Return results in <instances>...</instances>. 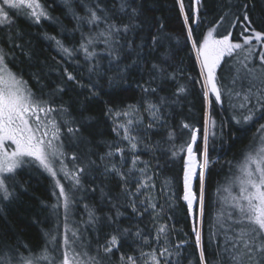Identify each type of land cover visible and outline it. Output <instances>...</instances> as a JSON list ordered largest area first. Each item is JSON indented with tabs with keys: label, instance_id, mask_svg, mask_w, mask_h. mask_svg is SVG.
<instances>
[{
	"label": "trees",
	"instance_id": "1",
	"mask_svg": "<svg viewBox=\"0 0 264 264\" xmlns=\"http://www.w3.org/2000/svg\"><path fill=\"white\" fill-rule=\"evenodd\" d=\"M39 3L47 13L39 22L22 10H7L11 23L0 25V48L7 53L9 69L26 82L38 99L54 108L68 110V117L62 115L60 122L66 133L63 152L71 170L77 165L85 168L81 185L74 187L76 194L69 199L73 218L79 225L70 222L49 173L37 162L25 163L6 181L13 195L5 200L0 194V264L37 255L46 249L48 241L53 245L48 248H55V240H61L66 228L72 240V231L80 228V224L88 225L90 253L100 264H122L121 256L135 257L137 264H145L150 258L141 257V253L150 252L159 256L161 264H201L194 224L202 234L207 264H228L227 258L222 260L218 255L225 239L218 217L223 220L221 214L231 210V201L227 199L230 194L224 189L239 175L238 166L245 155L261 147L264 107L257 103L256 95L247 102L244 100L247 81L232 83L235 54L225 56L217 69L221 101H216L214 96L206 99L196 52L213 28L216 38L230 33L233 42L243 43L245 12L252 23L244 35H252L253 28L264 32V0H200L199 3L183 0V10L180 0H39ZM122 3L124 11H121ZM89 9L97 10V15L108 23L130 25V30L113 33L111 37L100 36L101 32L107 33V24L103 19L89 23ZM89 38L92 43H88ZM56 41L70 52L65 53ZM81 45L93 55L89 56ZM253 45V56L247 63L258 68L264 47L256 40ZM249 47L252 46L245 45V49ZM246 55V50L241 51L240 59ZM69 73L75 81L67 79ZM61 88L63 91H59ZM145 88L156 91L145 92ZM97 92L98 96L94 94ZM149 103L160 105L158 115L162 119L153 121ZM242 104L246 106L240 107ZM108 109L113 113L134 114L114 117ZM249 109L254 110L255 117L244 122ZM209 113L216 121L215 127L207 123ZM65 118L72 120L71 126L80 128L75 137L67 131ZM128 119L133 120V135L139 138L135 152L130 150L128 141L113 131L117 124ZM206 127H209L212 163L205 172L202 217L200 171L196 175L193 190L197 200L192 217L183 199L186 148L195 134L193 150L201 158ZM116 147L125 149L123 161L119 154L110 158L105 155ZM181 147L185 150L181 151ZM73 154L77 157L75 161L71 159ZM134 156L139 161L129 173ZM112 165L127 175V190L125 181L116 173L105 171L106 166ZM139 169L145 171L141 173ZM144 180L149 186L137 192ZM66 189L71 188L65 182ZM236 192L233 187L231 194ZM133 202L136 211L131 207ZM90 210L99 218L95 224L89 222ZM117 211L121 215L117 216ZM162 226H166L164 233L159 232ZM124 229L129 231L124 233ZM111 235H118L119 246L105 254L103 247ZM164 249L168 252L160 256Z\"/></svg>",
	"mask_w": 264,
	"mask_h": 264
},
{
	"label": "snow or ice",
	"instance_id": "2",
	"mask_svg": "<svg viewBox=\"0 0 264 264\" xmlns=\"http://www.w3.org/2000/svg\"><path fill=\"white\" fill-rule=\"evenodd\" d=\"M200 0H197L199 3ZM6 6V7H5ZM99 7V6H98ZM7 9H28L25 15L35 18L36 22H39L42 16H46L47 13L43 6L39 3V0H0V25L10 24L11 20L8 15ZM183 0H180V9L183 10ZM124 4H121V11H124ZM89 23H99L102 19L107 24V33L101 32L100 36L107 35L111 37L113 33L119 34L121 32L127 33L130 30V25L117 26L115 23H108L106 19L97 15V10L89 9ZM133 15L137 14L135 8L132 9ZM188 17L185 16V21ZM223 18H221L222 20ZM244 20L247 21L246 27L242 30L243 43L233 42L230 38L231 34L223 36L222 38H216L214 36L215 29L209 30L206 38L202 44L197 48V55L201 65V75L203 76L204 96L209 98L214 96L216 101H221L222 89L218 84L217 69L220 67L221 62L225 56L234 57L236 65L235 76L232 79V83L236 84L237 81H247V94L244 95V100L247 102L253 95L257 96V103L261 104V100L264 99V53L259 55L261 61L260 66L249 67L247 61H250L255 46L253 40L261 42V46L264 47V32L256 31L254 28L251 29L252 35H244L250 29L251 21L249 20L247 13H244ZM192 29L188 28V34L191 36ZM51 39H55L51 37ZM108 43L109 41H105ZM57 46L61 47L65 53H69L70 50L63 48L60 41H56ZM88 43H92V38H89ZM156 43L155 38L153 44ZM195 46L196 42L193 41ZM245 45H251L245 49ZM86 53L88 48L85 45H81ZM129 47L131 44L129 43ZM247 51V55L240 59V52ZM89 56L93 53H88ZM111 55V53H110ZM7 53L4 49L0 48V194L2 198L7 200L13 193L9 191L8 184L6 183L10 174H14L18 168L23 164L29 162H38L39 166L42 167L49 175L53 178L54 187L59 189V196L63 197V206L65 210L69 207V197L65 191L64 185L58 178V173H63L65 179H70L74 186L81 185V174L85 172V168L79 165L76 166L74 171H69L63 164L62 159L65 157L63 152V142L60 140V126L59 122L54 116H51L54 112H59L65 117H68V110L60 107L59 109L54 108L48 104L47 101L38 99L34 93L31 92L25 85L22 78L18 77L15 73L7 68L6 65ZM157 68V65H153ZM162 71V69H161ZM67 79L75 81V77L70 73L67 74ZM83 87L84 85H80ZM255 89V91H253ZM63 91V89H59ZM145 92H155L156 89L145 88ZM184 91L183 88L180 89ZM99 95V93H94ZM231 91L229 95H231ZM237 95L240 93L237 92ZM163 101V98H161ZM209 105H211V99H208ZM242 104L240 107H245ZM131 107V106H130ZM160 105L148 104V110L152 115L153 121L162 119L159 114ZM109 114L114 117L126 116L131 117L134 113L129 111L114 112L112 109L107 110ZM138 111V109H136ZM42 114V115H41ZM255 117L253 109H249L248 113L243 117L244 122H251ZM69 125L67 131L76 136L80 132L79 127H73L72 120L65 118L63 121ZM238 124L241 120L236 121ZM209 127H215L216 121L208 115ZM133 120L128 119L126 123L117 124L113 129L122 140L128 141L129 148L135 152L138 148L139 138L133 135ZM149 125L148 127H152ZM188 127L187 124L184 125ZM209 127L205 128L203 134V148L198 158L197 153L193 150V145L196 143V135L193 134L191 141L188 143L187 161L186 168L183 176L185 194L183 199L187 201L188 207L191 210L194 201L197 200L196 194L192 191V181L196 177V170L200 169L199 180H200V196H199V213L203 216L204 213V180L205 172L209 169L212 161L209 158ZM262 132H264V125L260 126ZM215 135V133H211ZM170 138L171 134H170ZM11 144L14 147L9 150L6 147L7 144ZM185 149L181 147V151ZM125 149L116 147L115 151L109 150L105 155L112 157L115 154H119L123 161ZM26 158H29L26 160ZM71 159L75 161L77 157L73 154ZM104 159V157H101ZM57 160L60 161L59 167L56 166ZM139 157L134 156L131 160L132 168L128 171L131 173L137 163ZM94 163V162H92ZM106 172L116 173L121 180L125 181L124 189L126 188L127 175L120 171L115 165L110 168L106 166ZM141 173L145 169H139ZM239 175L236 176L230 182L229 187L225 188L224 191L230 195L227 199H230V211H225L221 215L223 220L218 217V223L220 228L223 230L222 235L224 239L223 249H218V255L223 260L228 259V264H264V139L261 141V147L257 151L249 152L245 155L242 163L238 166ZM150 179V177H149ZM147 180L140 183L137 188L139 192L140 188L148 187ZM237 189L236 194H231L232 189ZM56 195V193H53ZM58 206V205H57ZM115 206V205H113ZM87 207V206H86ZM131 207L133 211H136L135 202L132 203ZM155 208V205H151ZM117 216L121 215L119 211L116 213ZM89 222L95 224L98 221L94 210L88 212ZM111 219V218H110ZM166 226H162L159 229L160 233H164ZM68 229H65L63 237L64 251L60 264H100L96 257H89L87 261L78 259L81 253H77L73 245L79 240L77 231H72V236L75 239L70 240L68 237ZM129 230L124 229L123 232L127 233ZM193 232L195 233V244L200 248L199 258L201 264H207L205 261L204 249L202 244V234L199 228L194 224ZM231 233V235H229ZM139 236V232L136 233ZM159 236L157 237V239ZM53 240L55 237L52 238ZM83 242H81L82 244ZM119 238L118 235H111L110 239L106 242V246L103 247L105 254L111 253L114 248H118ZM179 247V246H177ZM47 249H45V252ZM168 252L164 249L160 253L163 256L164 253ZM87 255V253H83ZM171 256V253H168ZM141 257H148L150 259L145 260V264H161L159 256L155 252L141 253ZM42 259H48L47 255H43ZM122 264H137L135 257L121 256ZM25 264H33L32 260H27ZM219 264V262H218Z\"/></svg>",
	"mask_w": 264,
	"mask_h": 264
},
{
	"label": "rangeland",
	"instance_id": "3",
	"mask_svg": "<svg viewBox=\"0 0 264 264\" xmlns=\"http://www.w3.org/2000/svg\"><path fill=\"white\" fill-rule=\"evenodd\" d=\"M7 10L8 9L6 8V11ZM19 10H22L24 12H29L30 11L28 9H19ZM196 55H197V52H196ZM197 58H198V55H197ZM198 62H199V66L201 68L199 58H198ZM7 68L9 69L8 66H7ZM17 76L20 77L19 75H17ZM25 85L29 89V87L26 84V82H25ZM51 116H54L56 118V120L59 122V126H60V140L63 142V147H64V141H65L64 137H66V133H65V131L63 129V126H61V123H60L61 120L63 119V116L59 112H54V113L51 114ZM6 147H8L9 150H11L14 146L9 143V144L6 145ZM27 159H29V158H26V160ZM186 161H187V158H186ZM62 162L67 167V169L69 171H73V170H71V168L67 164L68 162H67V156L66 155L62 159ZM59 164H60V161L57 160L56 166L59 167ZM198 171H200V169L196 170V175H197ZM58 178L60 179V182L64 185V187H65V182L70 184V188L71 189H69V190L66 189V193H67L69 199L74 197V194H76V189L74 188L75 186H74L73 182L70 179H65L63 177V173H58ZM195 178L196 177H194V179H193V186H194ZM193 192H194V190H193ZM58 193H59V189H58ZM59 198L62 200V204H63V197L59 196ZM195 203H196V201H195ZM190 212L192 213V211H190ZM65 213L68 215L69 220H70L71 223L75 222L76 225H79V223H77L76 220L73 218V213L70 210V203H69L68 209L65 210ZM65 220L66 219L63 216V223H64ZM72 220H73V222H72ZM67 223H68V225L70 224L68 221H67ZM60 225H61V223H60ZM62 226H63V224H62ZM70 226H71V224H70ZM79 227L80 228H78V229L75 227L74 230H73V231H77L78 235H79V240L77 241V243L75 245H73V247L75 248L77 253H81V256L78 257V259H82V260L87 261L89 259V257H94V256H91V253H90V247L91 246H90V240H89V235H88L89 234L88 230H90V229H89L88 225H86V224H80ZM63 237H64V235L62 236L61 240H59L58 238L55 240V242H54L55 248H52L51 249L52 251L50 250V247L48 248V246H53L52 245V241H48L49 245L46 247V249H47L46 252L44 250L43 252H41V253H39L37 255L28 256V257L16 260L15 262H8V261H2V262H3V264H25V262L27 260H32L33 264H60V262L62 260V256H63V251H64ZM81 242H83V243L81 244ZM78 248H80L82 250H78ZM85 252L87 253V255H83V253H85ZM43 255H47L48 259H42L41 257Z\"/></svg>",
	"mask_w": 264,
	"mask_h": 264
},
{
	"label": "water",
	"instance_id": "4",
	"mask_svg": "<svg viewBox=\"0 0 264 264\" xmlns=\"http://www.w3.org/2000/svg\"><path fill=\"white\" fill-rule=\"evenodd\" d=\"M183 185H184V182H183ZM184 194H185V188H184ZM185 202L187 203V201H185ZM187 205H188V203H187ZM194 206H195V204H194ZM194 206H192V214H191L192 217H194Z\"/></svg>",
	"mask_w": 264,
	"mask_h": 264
},
{
	"label": "bare ground",
	"instance_id": "5",
	"mask_svg": "<svg viewBox=\"0 0 264 264\" xmlns=\"http://www.w3.org/2000/svg\"><path fill=\"white\" fill-rule=\"evenodd\" d=\"M192 191H193V181H192ZM194 204H195V201H194V203H193V206H194ZM191 211H192V209H191ZM192 214V213H191Z\"/></svg>",
	"mask_w": 264,
	"mask_h": 264
}]
</instances>
